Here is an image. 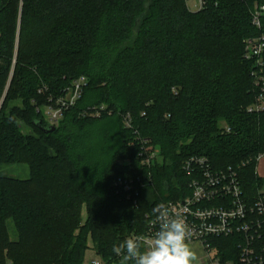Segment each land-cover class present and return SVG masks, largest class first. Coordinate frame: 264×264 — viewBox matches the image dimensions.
I'll use <instances>...</instances> for the list:
<instances>
[{"label":"trees","instance_id":"obj_1","mask_svg":"<svg viewBox=\"0 0 264 264\" xmlns=\"http://www.w3.org/2000/svg\"><path fill=\"white\" fill-rule=\"evenodd\" d=\"M257 5L264 0H205L199 12L186 0H0V165L30 171L0 176V264H83L89 239L105 264H119L114 244L143 233L156 204L189 195L192 156L239 169L256 196L264 110L247 111L261 88L244 55L245 41L264 35ZM79 77L82 99L46 132L43 109ZM17 100L22 108L7 111ZM140 138L160 153L148 169ZM149 171L136 204L116 193V179Z\"/></svg>","mask_w":264,"mask_h":264},{"label":"built area","instance_id":"obj_2","mask_svg":"<svg viewBox=\"0 0 264 264\" xmlns=\"http://www.w3.org/2000/svg\"><path fill=\"white\" fill-rule=\"evenodd\" d=\"M197 12L205 6V0H195ZM264 6H258L252 13L253 25L261 29ZM244 59L256 62L257 69L252 72L255 85L261 88L257 102L248 107V113H261L264 110V35L245 41ZM85 77H79L71 82L58 99H50L51 104L45 107V117L49 125L56 126L64 113L82 99L87 88ZM105 110L102 106L93 114L99 117ZM123 123L132 130V117L127 114ZM227 132L230 129L227 128ZM137 133V131H135ZM141 167L151 168L160 161V153L152 150L151 139H141ZM244 162L241 167L250 163ZM257 166L264 163V153L255 158ZM239 167V168H241ZM258 167H256L257 169ZM183 171L189 178L187 189L189 195L168 200L165 203L170 211L179 214L188 226L189 235L186 242H197L206 255V264H264V193L258 191L256 196L244 191L239 169L227 168L216 170L208 157L192 156L183 163ZM151 171L146 177H119L114 181L117 194L124 193L134 198L137 203L141 190L152 185ZM136 198V199H135ZM147 227L143 234L146 240L158 230L155 216H146ZM137 235L136 234H132ZM7 264H14L9 261ZM92 264H105L100 257Z\"/></svg>","mask_w":264,"mask_h":264},{"label":"clouds","instance_id":"obj_3","mask_svg":"<svg viewBox=\"0 0 264 264\" xmlns=\"http://www.w3.org/2000/svg\"><path fill=\"white\" fill-rule=\"evenodd\" d=\"M152 212L158 230L150 239L137 234L112 246L119 264H193L197 256L186 242L189 229L185 220L163 202L156 204Z\"/></svg>","mask_w":264,"mask_h":264},{"label":"rangeland","instance_id":"obj_4","mask_svg":"<svg viewBox=\"0 0 264 264\" xmlns=\"http://www.w3.org/2000/svg\"><path fill=\"white\" fill-rule=\"evenodd\" d=\"M195 0H186V6L193 12H197V7H195ZM21 107L22 108V102L17 100L16 102H12L9 104V108L7 111H9L11 108L13 107ZM43 109V108H42ZM42 113L44 114V116L46 115L45 110L43 109ZM58 125V124H57ZM222 126L225 128V130H227L226 125L223 123ZM24 128V132L25 134L28 135H36L35 131L33 130V128H28V127H23ZM258 167L256 169V173L258 174V177L261 178V188L259 189V191H261L262 193H264V163L257 166ZM25 168L26 171H22ZM28 172V173H27ZM0 175H6V176H29L30 172L28 171V167L25 164H18V165H9V164H4V165H0ZM190 248L196 253L197 259L193 262V264H206V255L205 252L203 251V248L201 247V245L197 242H194L193 244H189ZM92 247H93V242L89 239V249L87 250V252L85 253L86 257L84 259L83 264H92V262L94 261V259H97L98 256L95 255L94 251H92Z\"/></svg>","mask_w":264,"mask_h":264},{"label":"crops","instance_id":"obj_5","mask_svg":"<svg viewBox=\"0 0 264 264\" xmlns=\"http://www.w3.org/2000/svg\"><path fill=\"white\" fill-rule=\"evenodd\" d=\"M17 165V164H16ZM26 165V164H25ZM28 167V166H27ZM23 170L22 171H26V169L25 168H22ZM28 171H29V168H28ZM30 172V171H29ZM28 173V172H27ZM0 176H2V175H0ZM4 176V175H3ZM9 177H12V178H14V179H22V180H25V179H28L29 177H30V175L29 176H27V175H25V176H9Z\"/></svg>","mask_w":264,"mask_h":264},{"label":"water","instance_id":"obj_6","mask_svg":"<svg viewBox=\"0 0 264 264\" xmlns=\"http://www.w3.org/2000/svg\"><path fill=\"white\" fill-rule=\"evenodd\" d=\"M50 127H51V128H48V129L46 130V132H51V131H55V130H56V127L51 126V125H50Z\"/></svg>","mask_w":264,"mask_h":264}]
</instances>
